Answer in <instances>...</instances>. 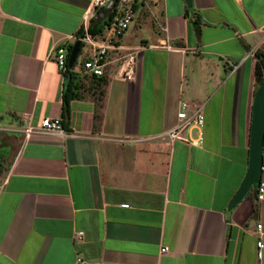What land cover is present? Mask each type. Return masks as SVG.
Wrapping results in <instances>:
<instances>
[{
	"label": "crops",
	"instance_id": "1",
	"mask_svg": "<svg viewBox=\"0 0 264 264\" xmlns=\"http://www.w3.org/2000/svg\"><path fill=\"white\" fill-rule=\"evenodd\" d=\"M90 2L0 0V264H264V201L251 189L229 210L248 169L264 0L138 3L102 77L84 71L82 44L64 117L69 75L53 53L79 41ZM182 102L202 107L198 146L164 137ZM46 118L67 134L39 130Z\"/></svg>",
	"mask_w": 264,
	"mask_h": 264
},
{
	"label": "built area",
	"instance_id": "2",
	"mask_svg": "<svg viewBox=\"0 0 264 264\" xmlns=\"http://www.w3.org/2000/svg\"><path fill=\"white\" fill-rule=\"evenodd\" d=\"M112 0H91L90 9L87 12L82 28L81 36L77 39L86 47L91 49V54L83 63V69L86 73L94 77H102L103 69L106 65V58L108 52L118 49L117 42L122 36L129 30L132 25L136 11L135 6L138 3H144L145 0H115V6L113 8L111 18L108 20L103 28V32L99 36H94L89 33L90 20L94 17L95 12L98 9L105 7ZM75 39V38H73ZM54 59L57 65V69L61 74H64L68 70V48L66 46H60L55 49ZM121 77L125 81H132L135 72V57L134 55H126L121 58ZM178 124L173 129L167 131L164 134L166 140L170 143L182 142L190 146H198L202 142V130L204 127V115L201 106H195L190 111V106L182 102L180 104V110L177 114ZM45 133H58L60 135L67 134L61 125L60 119H43L40 129ZM191 132L193 137H186L185 133ZM262 156L264 158V145L262 147ZM256 200L258 202L264 201V165L261 166L260 180L256 189ZM122 208H128L123 205ZM261 226L257 225L256 231L259 237L257 242L258 257L261 255V250L264 245L260 240ZM83 237L82 232L76 234V240L81 241ZM169 252L168 247H162L161 254H167ZM80 261H77L79 263Z\"/></svg>",
	"mask_w": 264,
	"mask_h": 264
},
{
	"label": "water",
	"instance_id": "3",
	"mask_svg": "<svg viewBox=\"0 0 264 264\" xmlns=\"http://www.w3.org/2000/svg\"><path fill=\"white\" fill-rule=\"evenodd\" d=\"M187 9L192 8V0H183ZM115 0H112L107 8L98 15V17L92 22L91 27L95 24L104 21L110 16ZM80 42L77 41L70 53L68 60V68L72 69ZM264 145V80L260 82L259 88L256 91L253 108H252V119L250 128V145H249V163L245 179L230 203L229 210L238 205L246 194L252 189L256 193V189L260 180L261 166L263 164L262 147Z\"/></svg>",
	"mask_w": 264,
	"mask_h": 264
},
{
	"label": "trees",
	"instance_id": "4",
	"mask_svg": "<svg viewBox=\"0 0 264 264\" xmlns=\"http://www.w3.org/2000/svg\"><path fill=\"white\" fill-rule=\"evenodd\" d=\"M188 12H190V11H188ZM97 26H99V25H97ZM97 26L92 27V28L89 27V33L92 35H96L97 32L99 33V28H97ZM101 27H102V25H100V28ZM82 46L83 45L81 44L79 47L76 59L80 55V51H81ZM72 48H73V45H71L68 49V59L70 57V53L72 51ZM257 57H259V55H257ZM263 68H264V61H260V65L257 67V70H256V75L261 79L260 82L264 80ZM67 74L69 75V80L66 82L65 90L63 93V106H62L64 117L67 116V114H68V107H69L70 101L76 98L75 92L77 90L76 86L72 82V72H69L67 70Z\"/></svg>",
	"mask_w": 264,
	"mask_h": 264
},
{
	"label": "rangeland",
	"instance_id": "5",
	"mask_svg": "<svg viewBox=\"0 0 264 264\" xmlns=\"http://www.w3.org/2000/svg\"><path fill=\"white\" fill-rule=\"evenodd\" d=\"M84 50H87V48H86V47H84L83 51H84Z\"/></svg>",
	"mask_w": 264,
	"mask_h": 264
}]
</instances>
